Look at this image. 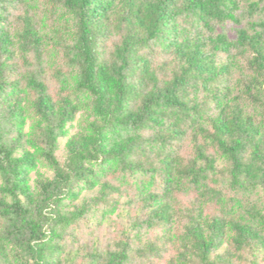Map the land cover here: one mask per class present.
Here are the masks:
<instances>
[{
    "label": "trees",
    "instance_id": "1",
    "mask_svg": "<svg viewBox=\"0 0 264 264\" xmlns=\"http://www.w3.org/2000/svg\"><path fill=\"white\" fill-rule=\"evenodd\" d=\"M0 264H264V0H0Z\"/></svg>",
    "mask_w": 264,
    "mask_h": 264
},
{
    "label": "rangeland",
    "instance_id": "2",
    "mask_svg": "<svg viewBox=\"0 0 264 264\" xmlns=\"http://www.w3.org/2000/svg\"><path fill=\"white\" fill-rule=\"evenodd\" d=\"M49 85L51 86V82L50 79L47 80ZM58 154H60V151L58 152ZM122 218L120 216H118L116 213L111 215V220H110V224L107 226L106 224H103L101 226H99V228H96L94 230L95 235L101 236L104 234H108V236H110L111 234H113V232L117 231V226L119 224V226H122L121 224ZM109 231V232H107ZM90 232L85 229L82 230V232L78 235L79 236V242H82L84 239H89L90 238Z\"/></svg>",
    "mask_w": 264,
    "mask_h": 264
}]
</instances>
